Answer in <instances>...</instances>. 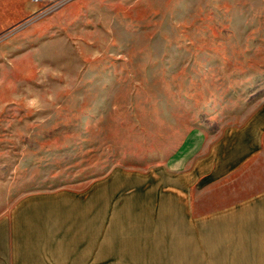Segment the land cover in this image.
Returning a JSON list of instances; mask_svg holds the SVG:
<instances>
[{
  "label": "rangeland",
  "instance_id": "374dc122",
  "mask_svg": "<svg viewBox=\"0 0 264 264\" xmlns=\"http://www.w3.org/2000/svg\"><path fill=\"white\" fill-rule=\"evenodd\" d=\"M262 99L264 0H0V216L167 162L188 130L240 124Z\"/></svg>",
  "mask_w": 264,
  "mask_h": 264
},
{
  "label": "crops",
  "instance_id": "0c3cea01",
  "mask_svg": "<svg viewBox=\"0 0 264 264\" xmlns=\"http://www.w3.org/2000/svg\"><path fill=\"white\" fill-rule=\"evenodd\" d=\"M184 136L153 168L23 194L0 216V264H264V99L240 124Z\"/></svg>",
  "mask_w": 264,
  "mask_h": 264
},
{
  "label": "built area",
  "instance_id": "2783aa9c",
  "mask_svg": "<svg viewBox=\"0 0 264 264\" xmlns=\"http://www.w3.org/2000/svg\"><path fill=\"white\" fill-rule=\"evenodd\" d=\"M70 1L72 0H32V2L38 5L40 9H46L51 12L55 11V9L57 10L61 6H64L65 4H67V2L69 3Z\"/></svg>",
  "mask_w": 264,
  "mask_h": 264
}]
</instances>
